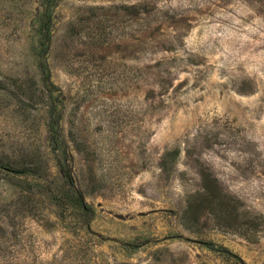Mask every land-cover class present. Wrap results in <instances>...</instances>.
I'll return each instance as SVG.
<instances>
[{
	"label": "rangeland",
	"instance_id": "obj_1",
	"mask_svg": "<svg viewBox=\"0 0 264 264\" xmlns=\"http://www.w3.org/2000/svg\"><path fill=\"white\" fill-rule=\"evenodd\" d=\"M0 264H264V0H0Z\"/></svg>",
	"mask_w": 264,
	"mask_h": 264
},
{
	"label": "trees",
	"instance_id": "obj_2",
	"mask_svg": "<svg viewBox=\"0 0 264 264\" xmlns=\"http://www.w3.org/2000/svg\"><path fill=\"white\" fill-rule=\"evenodd\" d=\"M51 128H52V125H51ZM60 168H61V173L63 174L64 178H66L68 181H72V175H71V171H70L68 165H62V166H60ZM19 172H21L22 174L25 172L27 173L26 170H22Z\"/></svg>",
	"mask_w": 264,
	"mask_h": 264
}]
</instances>
